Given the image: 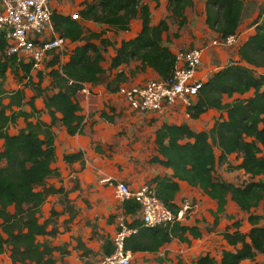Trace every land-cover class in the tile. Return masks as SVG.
<instances>
[{
  "label": "trees",
  "instance_id": "16d2710c",
  "mask_svg": "<svg viewBox=\"0 0 264 264\" xmlns=\"http://www.w3.org/2000/svg\"><path fill=\"white\" fill-rule=\"evenodd\" d=\"M148 1L87 0L78 12L79 20L53 11L55 31L78 45L67 61L62 62L58 54H53L43 70H35L33 63L6 56V40L0 33V140L3 141L0 148V255L10 250L13 264H64L55 253L59 252L63 259L67 254L65 247L39 241L40 237L55 234V230L49 231L48 228L58 216L56 211L51 212L50 219L40 222L42 207L48 198L59 195L63 204L69 203L64 188L47 185L49 177L60 176L52 168L56 161L54 127L61 124L70 136L84 133L86 118L81 114L83 110L77 95L87 84L99 85L106 74L104 52L115 47L105 38L107 32H128L134 20L142 23V30L136 38L115 49L110 71L137 61L141 65L139 73L150 68L162 80L173 77L178 58L165 45L163 38L170 26L167 19L157 26L152 25ZM150 1L156 3L157 8L160 6V0ZM194 5V0H168V10L177 20L179 30L188 23L186 9ZM244 10L245 0H208L205 23L221 38L234 36L242 24ZM85 21L106 28L93 32L83 26ZM256 26L255 33L238 50L240 60L230 61L214 72L204 82L197 102L187 109L192 120L200 119L210 110L220 113L221 117L213 127L195 131L187 123H164L155 132L157 154L151 162L171 170L172 174L157 176L149 183L156 186L159 199L176 216L181 212L175 202L181 190L180 182L200 189L216 202V210L212 212L214 223L209 232H216L222 216L235 219L227 215L229 200L248 214L249 232H243L242 223L237 220L221 233L232 249L224 250L220 260L210 254L201 255L195 264H259L257 257L264 255V215L254 213L264 203V22H256ZM9 70L20 86L12 92L5 88ZM136 73L132 71L131 76ZM47 78L49 84L44 87ZM128 81L125 72H118L108 84V91L117 92ZM26 90L33 91V96L28 97ZM39 98L44 100L45 110L51 117L50 124L41 120L44 111L35 105ZM5 99L9 100L7 104ZM225 99L232 101L226 102ZM100 117L114 124L115 110L102 111ZM21 119L25 127L11 134V127ZM96 151L102 152L99 146ZM233 155L241 160L238 165L229 163ZM83 158L84 152L81 151L66 155L64 160L68 164L81 161L84 166ZM218 164H228L229 170L244 172L250 181L238 186L222 180L216 175ZM122 211L135 218L130 226L138 228V233L125 242V250L132 254H157L174 241L190 245L192 240L203 236L200 227L181 221L154 228L143 226L137 219L139 206L135 201L124 202ZM102 249L104 255L113 253L110 238L105 239ZM158 262L162 264L163 260ZM178 264L184 263L179 259Z\"/></svg>",
  "mask_w": 264,
  "mask_h": 264
},
{
  "label": "crops",
  "instance_id": "0c3cea01",
  "mask_svg": "<svg viewBox=\"0 0 264 264\" xmlns=\"http://www.w3.org/2000/svg\"><path fill=\"white\" fill-rule=\"evenodd\" d=\"M81 1L82 2L80 3V7L78 8V11L75 12V14H78V12L84 8L83 4L87 0ZM88 1L92 2L93 0ZM148 3L152 12V25L157 26L162 20H164V17L168 15V0H160V6L158 8H156V3L150 0L148 1ZM203 8L205 11V7ZM188 9L189 8L186 9L185 15L189 23V21H191V18L188 16ZM156 10L160 11V18L158 16H156L155 18ZM54 11L56 10L54 9ZM204 15H206V12L204 13ZM82 24L87 30L93 32H100L102 29L106 28L88 21L82 22ZM169 26V32L165 33L163 37L164 43L175 55L180 52L181 47H185V50L186 48L192 49V47H204L203 45L201 46V38L198 36L199 34H194L196 36V39H190V36L187 33L184 34V31H181L180 37L176 39L173 37V33H176L177 30L173 32L171 30L170 24ZM141 30V21L134 20L132 22L130 31L117 32L119 40H115L112 38V36L117 37V35L115 34L116 32L108 31L105 38H108L115 44V47H111L113 57L115 56V49L119 48L123 42H127L136 38ZM169 35L171 37H169ZM72 44L73 46L70 48L69 53H67L65 61L68 60L69 55L78 45L74 43ZM239 60L240 58L237 54L234 61ZM130 64H133V61ZM226 64L228 65L229 63L227 62ZM123 67L124 66L113 71L116 74L118 72H125L127 74V71H124L122 69ZM217 71H213V67L209 63L208 52L204 48L203 63L197 74L198 79L206 82L209 77ZM127 76L130 75L127 74ZM149 77H153L152 79L159 78V76L152 69L147 68L145 72L137 74L134 80L135 83H143L145 82V79ZM129 81H132L131 78ZM109 83L101 82L97 86L87 84L85 85V88L78 93L77 100L83 110L81 114L86 118V125L84 127V133L82 135L78 134L76 136H70L61 124H58L56 127H54V132L56 133V161L53 163L52 168L54 170H57L60 176L49 177L47 179V185L48 187L54 186L56 188H64L69 203L63 204L62 197L59 195L50 196L48 198L46 204L42 207L41 212L44 213L45 217L44 219H42L40 214V222L43 223L46 220L50 219L51 212L53 210L56 211L58 213V216L55 218V226H53L54 223H52L48 228L49 231L55 230V234L52 236L40 237L39 241H49V243L54 247H65L67 254L63 256V259L59 252L55 253V257L60 261V263L61 260H63L64 264H84L82 260L86 255L92 256L98 253L102 256V258L106 256L103 253L102 247L105 243L106 238H110V240H113L117 232V225L115 222L116 216L122 211V203L120 202V200H117L114 195V185L116 184V182L123 181L129 184L132 188L137 189L143 184L149 183L153 178L160 176H147V174H145L146 179L149 182L142 183L139 182V178L135 174L126 171H118L111 175H105L103 170H99L98 165H94V161L98 162L101 160V156L104 153L103 147L105 145L112 146L114 144L122 143L120 138L116 136L117 132L114 124L108 123L102 120L100 117L102 111H110V108H113L114 110L117 109L115 113H118L120 103H124L116 92L108 91ZM85 90L87 91L85 92ZM35 105L38 110L44 111L41 120L45 123L50 124L51 117L45 110L44 100L42 98L37 99ZM26 108L28 107H25V110L30 112V109L28 110ZM166 112L168 115L172 114V116H186L187 118H189L187 109L183 108L182 106L171 108ZM91 114H94V116L91 117ZM58 116L60 117L59 114ZM149 116L151 117L152 114H149ZM21 120L22 122H20ZM21 120L18 122L20 123V125L18 129L15 130V132H13L14 127H11V134L14 135L20 129L25 127L24 120ZM32 121L36 122L35 119H33ZM187 123L189 125V122ZM2 144L3 141L0 140V146H2ZM97 146L101 148V153L96 151ZM81 151L84 152V158L82 160L85 164L84 166L82 165L81 161L75 162L73 164H68L65 162L64 158L66 155L77 154ZM231 157L232 156H230L229 160L231 159ZM159 173L163 174L162 176H170L172 174L171 170L169 169H164V171L160 170ZM141 179H145L144 176ZM179 184L181 190L176 197L175 202L177 205H179L178 199L182 191L191 189L200 190L198 188L191 187L186 182H180ZM204 196L210 199L208 196ZM86 200H88V202ZM210 200L216 205L215 201H213L212 199ZM50 201L53 202L51 203ZM137 219H139V217H137ZM178 243V241H174L173 243L164 246L157 254L137 253L133 254L132 256L133 258L145 257L146 259H152V261L148 264H160L158 262L160 259L163 260L162 264H165V259H175V255L177 253L176 247L178 246ZM154 258H157L158 261L154 260Z\"/></svg>",
  "mask_w": 264,
  "mask_h": 264
},
{
  "label": "rangeland",
  "instance_id": "374dc122",
  "mask_svg": "<svg viewBox=\"0 0 264 264\" xmlns=\"http://www.w3.org/2000/svg\"><path fill=\"white\" fill-rule=\"evenodd\" d=\"M207 0H195V5L187 10L188 16L191 21L187 25L179 30L177 20H175L171 12L167 9L168 15L164 17L171 25V30L176 33L188 34L190 39H196L195 33L199 34L201 38V46L208 52L209 63L213 67V71H217L225 67L227 62L234 61L238 54L239 48L245 43L256 31V22H264V0H245V10L242 24L238 31V39L234 45L231 46H214L213 41L219 36L211 31L205 23L206 15H204V8ZM81 0H55L53 4V10L55 9L58 13L64 15H73L80 7ZM157 8V7H156ZM160 18V11H155V18ZM117 37L112 36L113 39L119 40L118 33H115ZM169 37H171L169 35ZM175 38V37H174ZM178 39V38H176ZM96 44H99L96 41ZM195 48V47H192ZM185 50V47H181L180 51ZM187 50V48H186ZM105 61L103 66L106 68V74L102 76V83H109L115 77V72L110 71L109 67L111 59L113 58L111 47L107 48L104 52ZM138 63V64H137ZM140 62L133 61V64L124 66L122 69L127 71L129 80L135 82L134 78L137 74H140L139 69L141 68ZM47 64V61L43 63V68ZM132 71H137L136 75L131 76ZM260 72V70H258ZM153 77L145 79V82L151 80ZM49 79H45L43 86L47 87ZM6 90L8 92L15 91L20 88L16 82L11 70L7 72ZM27 96L30 97L34 94L31 90H26ZM226 102H231L232 99H225ZM8 99L4 100L7 104ZM124 103H120L118 113L116 112V119L114 126L116 128V136L120 138L121 144H114L112 146L105 145L103 147L104 153L101 156V160L96 162L94 165H98L99 170H103L105 175H111L118 171H126L138 176L139 182H149L146 179L147 176L160 175V170L164 171V167L154 164L151 159L156 156V146L154 143L155 131L164 123L168 124H182L189 122L191 128L195 131H206L213 127L217 119L221 117V114L210 110L206 114L200 117L198 120H190L186 116H172L168 115L167 112L158 114H139L131 112ZM29 110V108H26ZM117 111V109H115ZM22 122V120L20 121ZM188 124V123H187ZM20 123L14 127L13 132L18 129ZM1 148V146H0ZM219 156V151H217ZM241 160L237 158V155H233L229 160L232 165H238ZM228 164H218L216 168V175L222 180L233 183L235 185H244L249 182V177L242 171H231L228 169ZM159 173V174H158ZM144 176L145 179H141ZM264 180V178H263ZM114 185V184H113ZM115 186V185H114ZM115 195V189H114ZM115 198L117 199L116 195ZM118 200V199H117ZM179 207L181 208V222L189 226H198L201 228L203 236L200 239L192 240L190 245L184 243H178L176 247L175 259H165V264H177L178 259L182 260L184 264H195L196 260L204 254H210L217 260L221 259L222 252L226 249H232L223 240L221 235L225 231L226 227L231 225L235 221L242 223V231L249 232L250 225L248 223V214L239 210V208L229 200L227 207V215L233 216L235 219H228L225 215L222 216L219 226L216 228V232H209L213 227L214 218L212 212L216 210V205L208 198H206L200 190L191 189L184 190L179 195ZM88 202V200H86ZM51 203L53 201H50ZM13 210V209H12ZM255 214L264 215V203L256 210ZM44 213H41V218L44 219ZM56 218V217H55ZM53 218V222L56 219ZM116 222V221H115ZM55 226V223L54 225ZM42 240V239H40ZM45 240V239H43ZM10 250H7L5 254L0 255V264H13L10 258ZM102 256L96 253V255H86L82 260L84 264H100ZM154 260L158 261L157 258ZM152 259H146L145 257H134L132 264H148ZM259 264H264V255H259L256 259ZM243 264H250V262H244Z\"/></svg>",
  "mask_w": 264,
  "mask_h": 264
},
{
  "label": "built area",
  "instance_id": "2783aa9c",
  "mask_svg": "<svg viewBox=\"0 0 264 264\" xmlns=\"http://www.w3.org/2000/svg\"><path fill=\"white\" fill-rule=\"evenodd\" d=\"M54 1L0 0V33L6 40V56L33 63L35 70H43V63L49 61L53 54H58L62 62L65 61L73 44L55 31L52 21ZM72 16L79 19L78 14ZM237 35L219 36L212 45H234ZM203 54V48L182 50L177 54L178 66L169 80L129 81L122 84L116 93L131 112L139 114H158L178 106L188 109L197 102L204 84L197 77ZM114 188L122 204L127 201L138 204V217L145 227L166 226L182 220L181 212L176 216L159 199L154 184L146 183L135 189L126 182L117 181ZM133 221L134 218L123 211L116 216L117 232L112 240L114 251L104 256L100 264H132L133 254L125 250V242L138 233V228L130 226Z\"/></svg>",
  "mask_w": 264,
  "mask_h": 264
}]
</instances>
